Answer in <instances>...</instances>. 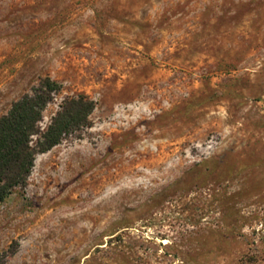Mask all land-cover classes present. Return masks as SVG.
Instances as JSON below:
<instances>
[{
	"label": "rangeland",
	"instance_id": "rangeland-1",
	"mask_svg": "<svg viewBox=\"0 0 264 264\" xmlns=\"http://www.w3.org/2000/svg\"><path fill=\"white\" fill-rule=\"evenodd\" d=\"M44 76L94 100L0 202L3 264H264V0H0V115Z\"/></svg>",
	"mask_w": 264,
	"mask_h": 264
},
{
	"label": "trees",
	"instance_id": "trees-1",
	"mask_svg": "<svg viewBox=\"0 0 264 264\" xmlns=\"http://www.w3.org/2000/svg\"><path fill=\"white\" fill-rule=\"evenodd\" d=\"M60 90L61 84L44 76L0 115V202L25 186L37 153L89 126L95 103L83 93L64 96L47 125L40 126L43 109Z\"/></svg>",
	"mask_w": 264,
	"mask_h": 264
}]
</instances>
